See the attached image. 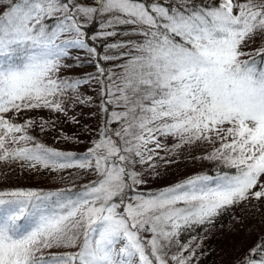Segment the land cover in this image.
Masks as SVG:
<instances>
[{
    "label": "snow or ice",
    "instance_id": "snow-or-ice-1",
    "mask_svg": "<svg viewBox=\"0 0 264 264\" xmlns=\"http://www.w3.org/2000/svg\"><path fill=\"white\" fill-rule=\"evenodd\" d=\"M94 23L100 31L89 34ZM118 35L127 39L107 42ZM102 38L98 52L91 42ZM74 50L95 58V74L69 75L73 61L80 66ZM257 55L264 56V0H0V162L88 177L68 187L0 190V264H193L199 244L181 242L182 233L264 198ZM84 85L97 86L107 114L84 153L30 134L55 129L51 119L16 122L35 110L67 118L91 102ZM185 146L204 149L193 159L228 170L140 190L146 173L158 174L157 158L175 162L160 150ZM233 264H264V237Z\"/></svg>",
    "mask_w": 264,
    "mask_h": 264
},
{
    "label": "rangeland",
    "instance_id": "rangeland-1",
    "mask_svg": "<svg viewBox=\"0 0 264 264\" xmlns=\"http://www.w3.org/2000/svg\"><path fill=\"white\" fill-rule=\"evenodd\" d=\"M260 41L250 44L248 51H254ZM73 55L80 57V66L69 70V75L92 74L95 69L93 57H88L83 52L75 51ZM83 97H92L91 102L77 104L69 110L68 117L63 114L50 113L47 110H35L22 113L16 120L23 123L28 117L39 121H55V129L41 132L38 127L30 129V134L37 140L44 142L54 149L84 150L91 146V140L97 137L100 127V102L97 95V86H82L80 89ZM11 115V114H9ZM73 118L78 123L73 122ZM70 139H63V137ZM79 141V142H77ZM175 143L172 139L166 141L168 149ZM204 154V149L196 146H185L183 149L168 154L166 150H160V156L165 160H174V163H165L157 158L156 175L145 174L147 183L140 186L145 193L157 191L169 185H174L178 180L188 178L194 174L204 173L209 166L218 165L217 161L193 159ZM71 172L70 176L68 173ZM63 176V179H61ZM73 177H77L76 183L86 182L88 177L78 173L75 169L66 170L63 173H49L46 170L40 173H32L22 170L18 164H5L0 162V190H15L18 188H56L68 187ZM135 195V193L133 194ZM264 236V198L261 201L250 199L239 205L226 209L216 217L211 225H201L193 230L184 232L180 236L181 242H193L196 256L193 264H232L244 250L251 248L257 239ZM187 255V253H185Z\"/></svg>",
    "mask_w": 264,
    "mask_h": 264
},
{
    "label": "trees",
    "instance_id": "trees-1",
    "mask_svg": "<svg viewBox=\"0 0 264 264\" xmlns=\"http://www.w3.org/2000/svg\"><path fill=\"white\" fill-rule=\"evenodd\" d=\"M121 28L124 27V26H120ZM88 33L89 34H96L98 31H100L99 29V26H98V23H94L92 24L91 26L88 27L87 29ZM119 31V29H118ZM127 37H122V36H116V37H109L107 38V42L111 43V42H116L117 40H126ZM91 43L94 44V46L97 48L98 52H102L104 51V39H98L96 41H92ZM109 51H112V52H115L117 50H109ZM95 59V58H93ZM255 61H256V65L258 68H261V69H264V56H260V55H257L254 57ZM105 64H107L109 67L111 66L112 63H116V62H104ZM93 73L92 74H95L96 73V66H95V69L92 70ZM90 74L89 73H85V74H78V75H71V76H74V77H81V76H86ZM99 98V96H98ZM99 102H100V98H99ZM99 113H100V127L102 128L103 127V124H104V121L105 119L107 118V114L106 113H102L101 110H100V107H99ZM41 143L45 144L44 142L40 141ZM46 146L50 147L49 145L45 144ZM52 148V147H51ZM65 152H71V153H75V154H81V153H84L86 151V149L84 150H64ZM228 169L224 168L222 165L218 164V165H215V166H209L205 169L204 173L206 174H217L218 172H222V171H227ZM234 172V169L231 170ZM192 176V175H191ZM190 177V176H189ZM186 179V178H185ZM184 180V179H181V181ZM180 180H178L177 182H179ZM87 182V181H86ZM85 182V183H86ZM176 182V183H177ZM48 189H54V188H48ZM144 192V191H143ZM135 192H129L128 195L129 197L133 196ZM261 237H264V236H261ZM255 245V244H254ZM233 264V263H232Z\"/></svg>",
    "mask_w": 264,
    "mask_h": 264
}]
</instances>
